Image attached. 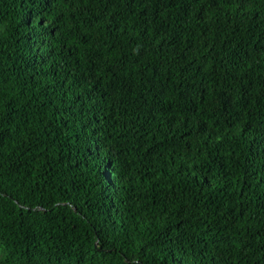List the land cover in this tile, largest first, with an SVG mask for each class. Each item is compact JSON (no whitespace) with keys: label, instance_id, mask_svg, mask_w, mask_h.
I'll return each mask as SVG.
<instances>
[{"label":"trees","instance_id":"1","mask_svg":"<svg viewBox=\"0 0 264 264\" xmlns=\"http://www.w3.org/2000/svg\"><path fill=\"white\" fill-rule=\"evenodd\" d=\"M0 264H264V0H0Z\"/></svg>","mask_w":264,"mask_h":264}]
</instances>
